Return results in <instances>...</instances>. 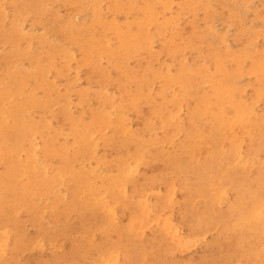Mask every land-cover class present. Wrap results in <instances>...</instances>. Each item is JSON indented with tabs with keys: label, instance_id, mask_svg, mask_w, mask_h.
Instances as JSON below:
<instances>
[{
	"label": "rangeland",
	"instance_id": "obj_1",
	"mask_svg": "<svg viewBox=\"0 0 264 264\" xmlns=\"http://www.w3.org/2000/svg\"><path fill=\"white\" fill-rule=\"evenodd\" d=\"M257 61L264 73V0H0V97L8 94L0 134L10 139L7 146L0 136V264H264V82ZM218 86L262 125L254 151L234 154L224 139V156L206 171L207 152L194 150L191 159L186 150L209 130L206 101ZM31 91L41 108L19 110L16 103ZM176 98V108L156 115ZM98 112L103 118H94ZM83 134L89 151L81 150ZM138 155L141 165L128 157ZM31 160L41 173L25 168ZM122 160L130 173L113 195ZM11 162L20 167L15 180ZM89 184L97 201L88 202ZM80 201L93 210L81 216ZM234 214L253 226L225 232Z\"/></svg>",
	"mask_w": 264,
	"mask_h": 264
},
{
	"label": "bare ground",
	"instance_id": "obj_2",
	"mask_svg": "<svg viewBox=\"0 0 264 264\" xmlns=\"http://www.w3.org/2000/svg\"><path fill=\"white\" fill-rule=\"evenodd\" d=\"M31 44V43H30ZM29 45V44H28ZM28 47H30V46H28ZM171 55V54H170ZM153 59V58H152ZM144 60H142V62H143ZM155 63V62H154ZM256 64H257V66H256V68H255V70L258 72V73H260V74H262V80H261V82H264V73H261V65H260V63L257 61L256 62ZM246 65V64H245ZM159 68V67H158ZM142 69V68H141ZM140 69V70H141ZM218 70L223 74V76L224 77H229L230 75L229 74H227L226 73V71L223 69V65H222V63H219L218 64ZM138 72H139V70H138ZM169 72V71H168ZM167 72V73H168ZM149 73H150V71H149ZM181 74H183V73H181ZM149 75V74H148ZM151 75V74H150ZM168 75V74H167ZM162 76V75H161ZM193 76V75H192ZM216 76V75H215ZM132 77V76H131ZM166 77V76H165ZM188 77V76H187ZM198 77V76H197ZM164 78V77H163ZM125 79V78H124ZM130 79V78H129ZM144 79H147V78H144ZM128 80V79H127ZM141 80H143V79H141ZM158 80V79H157ZM161 80V79H160ZM166 80V79H165ZM168 80V79H167ZM130 81V80H129ZM145 81V80H144ZM147 81V80H146ZM148 81H149V78H148ZM162 81V80H161ZM169 81V80H168ZM172 81V80H171ZM119 82V81H118ZM137 82V81H136ZM176 82V81H175ZM120 83V82H119ZM144 83H146V82H144ZM169 83V82H168ZM181 83V85L184 87V88H187L188 87V85H187V83L186 82H180ZM116 84H117V82H116ZM134 84V83H133ZM143 84V83H142ZM114 85V84H113ZM137 85V84H136ZM143 85H145V84H143ZM150 85V84H149ZM168 85H170V84H168ZM172 85V84H171ZM170 85V86H171ZM205 85H207V84H205ZM177 86V85H176ZM162 87V86H161ZM144 88V87H143ZM142 88V89H143ZM181 89V88H180ZM189 90V89H188ZM199 90V89H198ZM197 90V91H198ZM228 89L227 88H225L224 86H218V87H214L213 89H212V91H213V93H212V96L211 97H209L208 98V100L206 101V103L208 104L207 106L208 107H206V111H207V113L209 114V116L211 117V125H210V128H209V130L207 131V133H205L203 136H200V137H198V140L196 139L193 143V145H192V150L191 149H187L186 150V152H187V156L188 157H190L191 159H194V156L196 155L195 154V151L194 150H196L197 151V149H199L198 151H206L207 153H206V160H209V162H207V163H203L204 165H202V167H203V170H206V171H208L209 169H210V167H211V164H212V162L214 161L213 159H215V161L214 162H217L218 160H220L223 156H224V153H223V151H222V148H221V142H222V140H226V139H228V141H231V145H230V150H229V152H232V153H234V154H236V150L238 149V150H247V152H252V151H254L255 149H256V144H257V136H258V130L259 129H261V125H262V123H264V122H262V121H260L259 122V120L258 119H252V117H251V115L247 112V111H245L241 106H240V104L239 103H235V101L234 100H232L230 97H231V94L227 91ZM151 91H153V90H151ZM190 91V90H189ZM32 93H31V97L28 99V100H25V101H23V102H19V103H16V107L20 110L21 108H19V106H17V105H21V104H24V106H23V108H25V107H31V108H34V107H36V108H41V103H40V101L38 100V99H36L35 98V96H34V93H33V91H31ZM142 92H144V91H142ZM149 92V91H148ZM132 93V92H131ZM130 93V94H131ZM138 93H140V92H138ZM151 93V92H150ZM20 92L18 93V94H13V97H14V99L15 100H20V98H18L19 96H20ZM53 94V93H52ZM137 94V93H136ZM148 94V93H147ZM164 94V93H163ZM179 94H181V92L179 93ZM185 94V93H184ZM22 95V94H21ZM129 95V94H128ZM151 95V94H150ZM149 95V96H150ZM189 95H190V93H189ZM140 96V95H139ZM167 96V95H166ZM184 96V95H183ZM186 96V95H185ZM176 97V96H175ZM182 97V96H181ZM188 97V96H187ZM204 97V96H203ZM0 98H2V100H0V107H1V105L4 103H6V102H8L7 101V99H8V94H5V95H2ZM146 98H148V96L146 97ZM150 98V97H149ZM189 98V97H188ZM201 98V97H200ZM214 98V100H213V102H211L212 101V99ZM71 99V98H70ZM142 99V98H141ZM171 99H174V98H171ZM195 99V98H194ZM261 99V98H260ZM153 100V99H152ZM123 101V100H122ZM139 101V100H138ZM146 100H144V102H145ZM191 101H192V99H191ZM194 101V100H193ZM209 101V102H208ZM140 102V101H139ZM143 102V103H144ZM166 102V101H165ZM185 103H186V101H184ZM179 103H181V101L179 100V99H175L174 101H173V103H172V105H169L170 103H162L161 105H159L160 107L158 108V110L157 111H155L154 112V114H156V115H158V114H160L159 112H161L162 113V115H163V113L164 112H169L170 110H171V106L174 108V106H175V108H176V106H178L179 105ZM243 103V102H242ZM145 104H147V102L146 103H144V105ZM158 104V103H157ZM190 104V103H189ZM192 104V103H191ZM84 105V104H83ZM150 105V104H149ZM3 106V105H2ZM22 106V105H21ZM110 106V105H109ZM190 106V105H189ZM229 106V109H230V112H228V107ZM185 107H187V105L185 106ZM184 106L183 107H181V109L182 108H185ZM55 108V107H54ZM115 108H116V106H115ZM103 110V109H102ZM192 113L193 114H198V111H200L199 109H198V107L195 105V106H193L192 107ZM259 110V109H258ZM107 111V110H106ZM153 111V110H152ZM172 111V110H171ZM179 112H180V110H179ZM179 112H178V115H179ZM186 112H187V110H186ZM150 113H152V112H150ZM94 114V113H93ZM175 114V113H174ZM177 114V113H176ZM2 115H4V114H2ZM153 115V114H152ZM161 115V114H160ZM257 115V114H256ZM172 117H173V114L171 115ZM180 116V115H179ZM187 116H189V115H187ZM186 116V117H187ZM3 117V116H2ZM5 117V116H4ZM152 117V116H151ZM162 117V116H161ZM178 117V116H177ZM94 118H103V114L102 113H96L95 115H94ZM191 118V117H190ZM196 118V117H195ZM181 120V119H180ZM187 120V119H186ZM176 121V120H175ZM3 122H4V120H1L0 121V128L2 127L1 126V124H3ZM8 122V121H7ZM169 122V121H168ZM171 122V121H170ZM172 122H174L173 120H172ZM210 122V121H209ZM208 122V123H209ZM262 122V123H261ZM179 123V122H178ZM125 124V123H124ZM171 124V123H170ZM169 124V125H170ZM165 125V124H164ZM182 125V124H181ZM120 126H122V125H120ZM162 126H163V124H162ZM167 126V125H166ZM180 126V125H179ZM195 126V125H194ZM109 127V126H108ZM112 127V126H111ZM156 127V126H155ZM164 127V126H163ZM171 127V126H170ZM205 127V126H204ZM264 126H262V128H263ZM166 128V127H165ZM173 128V127H172ZM186 128V127H185ZM184 128V129H185ZM35 129V127L32 125V126H29L28 127V132L30 131H33ZM169 129V128H168ZM160 130H162V128L160 129ZM126 131V130H125ZM147 131V130H146ZM127 132V131H126ZM126 132H124V133H126ZM170 132V131H169ZM182 132V131H181ZM146 133V132H145ZM183 133V132H182ZM187 133V132H186ZM151 134V133H150ZM165 134H167V133H165ZM181 134V133H180ZM190 134H192V132H190ZM261 134V133H260ZM155 135H156V132H155ZM196 135V134H195ZM194 135V136H195ZM229 135V136H228ZM0 136L2 137V139H3V141L7 144V146L8 145H10V139H9V134H7V133H5L3 136L0 134ZM35 136V135H34ZM58 137V136H57ZM60 137V136H59ZM151 137V136H150ZM157 137H158V135H157ZM160 137H161V135H160ZM159 137V138H160ZM139 138V137H138ZM162 138V137H161ZM177 138H178V136H177ZM193 138H196V137H193ZM146 139V138H145ZM156 139V138H155ZM188 139H190V138H188ZM262 139V138H261ZM186 140V139H185ZM263 140V139H262ZM157 142V141H156ZM171 142V141H170ZM155 143V142H154ZM165 143V142H164ZM184 143V142H183ZM259 143V142H258ZM129 144V143H128ZM143 144V143H142ZM166 144V143H165ZM48 145H50V144H48ZM183 145V144H182ZM189 145V144H188ZM80 146H81V150H84V151H89L90 149H91V147H92V145L90 144V140H89V136L86 134H83V135H81V140H80ZM131 146V145H130ZM129 146V147H130ZM158 146V145H157ZM153 147H156V146H153ZM164 147V146H163ZM175 147V146H174ZM178 147V146H177ZM261 147V146H260ZM48 148V147H47ZM226 149H227V147H226ZM4 150H6V149H4ZM146 150V149H145ZM152 150V149H151ZM150 150V151H151ZM238 150H237V152H238ZM263 150V149H262ZM0 151H1V149H0ZM7 153H6V157L7 158H13L12 156H14V151H12V149H11V147H7ZM21 151V150H20ZM19 151V152H20ZM34 151V150H33ZM37 151V150H36ZM49 149L47 150L46 149V153L47 154H50L49 152ZM182 151V150H181ZM235 151V152H234ZM3 152V151H2ZM1 152V153H2ZM145 153V152H144ZM165 153V152H164ZM181 153V152H180ZM262 153V152H261ZM28 154H30V153H28ZM31 154H32V152H31ZM34 154V153H33ZM53 154H55V153H53ZM229 154V153H228ZM4 155V154H3ZM16 155H17V151H16ZM241 155V154H240ZM5 156V155H4ZM163 156V155H162ZM184 156V155H183ZM198 156V155H197ZM237 156V155H236ZM242 156V155H241ZM244 156V155H243ZM37 157H38V155H37ZM44 157V156H43ZM129 158H131L132 159V162L135 164V165H141V163H144L143 161H142V159H141V156L140 155H138V157H135L134 159H133V157L132 156H128ZM199 157V156H198ZM230 157V156H229ZM253 157V156H252ZM7 158H6V160H7ZM182 158V157H181ZM196 158V157H195ZM236 158V157H235ZM248 158V157H247ZM246 158V159H247ZM4 158H2L1 159V161L3 160ZM152 159V158H151ZM165 159V158H164ZM182 159H184V158H182ZM240 159V158H239ZM239 159H237V160H239ZM5 160V159H4ZM13 161H15L14 159H12ZM144 160V159H143ZM177 160V159H176ZM190 160V159H189ZM196 160V159H195ZM237 160L235 161V162H237ZM254 160V159H253ZM191 161H193V160H191ZM256 161V160H255ZM261 161V160H260ZM260 161H259V164H260ZM5 162V161H4ZM17 162V161H16ZM120 163H119V166H120V176L111 184V193L113 194V195H115L116 194V192L123 186V183H124V181H126V179H127V177H128V174L127 173H130V172H128V170H127V168L129 167V163L130 162H128V160H122V161H119ZM219 162V161H218ZM234 162V163H235ZM249 161H247V163H248ZM262 162V161H261ZM263 162H264V160H263ZM184 163V162H183ZM224 163V162H223ZM227 163V162H226ZM247 163H246V165H247ZM101 164V163H100ZM133 164V165H134ZM236 164V163H235ZM233 165V167H235V166H237L238 167V164H236V165ZM177 165V167L176 168H178L181 164H179V163H177L176 164ZM195 165V164H194ZM194 165H191V166H193V167H196V166H194ZM219 165V164H218ZM221 165V164H220ZM223 165V164H222ZM241 165V164H240ZM239 165V166H240ZM245 164H244V171H245V167H247ZM251 165H254L253 164V162L251 163ZM262 165V164H261ZM224 166V165H223ZM242 166H243V164H242ZM242 166H241V168H242ZM256 166V165H255ZM2 167V166H1ZM35 167V169H33ZM168 167V166H167ZM228 167V166H227ZM236 167V168H237ZM256 167H258V165L256 166ZM255 167V168H256ZM25 168H27L28 170H36V171H38L39 170V172L41 173V170H40V168L39 167H37V164L35 165V163L33 162V160H31L28 164H27V166L25 167ZM86 168V167H85ZM132 168V167H131ZM130 168V169H131ZM222 168V167H221ZM231 168H232V166H231ZM254 168V167H253ZM4 169V168H3ZM9 169V168H8ZM38 169V170H37ZM47 169V168H46ZM46 169H45V171H46ZM182 169L183 168H180L179 170H181L182 171ZM226 169H228V168H226ZM235 169V168H234ZM2 170V169H1ZM19 170H20V167H19V165H17L16 163H13V162H11L10 163V174H8V175H10V178L12 177V179H14L15 180V178H16V176L17 175H19L20 173H19ZM48 170V169H47ZM178 170V171H179ZM195 171H196V173L198 172H200L199 170H197V169H194ZM232 170V169H231ZM243 170V169H242ZM241 170V171H242ZM248 170V169H247ZM246 170V171H247ZM251 170V169H250ZM8 171V170H7ZM209 171H211V169L209 170ZM227 171V170H226ZM233 171V170H232ZM235 171V170H234ZM239 172V173H242V172ZM252 171V170H251ZM263 171V170H262ZM236 172H237V170H236ZM8 173V172H7ZM77 173H81V177L84 179V180H86L87 178L85 177V175L83 174V173H86V172H84V171H78ZM185 173V172H184ZM184 173H182V174H184ZM193 173V172H192ZM197 173V174H198ZM232 173V172H231ZM235 173V172H234ZM249 173V172H248ZM251 173V172H250ZM249 173V174H250ZM255 173V172H254ZM257 173V172H256ZM261 173V172H260ZM6 174V173H5ZM24 174V173H23ZM178 174V173H177ZM225 174V173H224ZM227 174V173H226ZM236 174V173H235ZM234 174V175H235ZM7 175V174H6ZM5 175V176H6ZM175 175V174H174ZM228 175V174H227ZM232 175V174H231ZM231 175L229 176V177H231ZM245 175V174H244ZM243 174H242V177L244 176ZM252 175V174H251ZM194 176V174L192 175V177ZM197 176V175H196ZM224 176V175H223ZM236 176V175H235ZM246 176H248L247 174H246ZM260 176V175H259ZM180 177H181V175H180ZM179 177V178H180ZM234 177V176H233ZM242 177H240V179L242 178ZM258 177V176H257ZM262 177H264L263 175H262ZM9 178V177H8ZM9 178V179H10ZM74 178H76V176H74ZM188 178V177H187ZM190 178V177H189ZM196 178V177H195ZM238 178V177H237ZM244 178H246V177H244ZM227 179V178H226ZM235 179V178H234ZM1 180V179H0ZM3 180V179H2ZM177 180V179H176ZM190 180V179H189ZM229 180V179H228ZM237 180V179H236ZM236 180H235V182H236ZM253 180V179H252ZM252 180L250 181V182H252ZM258 180V179H257ZM4 181V180H3ZM155 181V180H154ZM192 181V180H191ZM191 181H190V183H191ZM232 181V180H231ZM238 181V180H237ZM241 181H242V179H241ZM263 181V180H262ZM225 182H228V181H225ZM233 182V181H232ZM254 182L256 183V180L254 179ZM11 183V182H10ZM154 183V182H153ZM156 184H157V182H155ZM181 183V182H180ZM229 183H230V181H229ZM239 183V182H238ZM246 183H248V182H246ZM12 184V183H11ZM10 184V185H11ZM227 184V183H226ZM250 184V183H249ZM238 185V184H237ZM246 185V184H245ZM251 185V184H250ZM150 186V185H149ZM240 186V185H239ZM259 186V185H258ZM89 187H90V189H91V191H90V196H92L91 197V200H89L88 202H93V201H97L98 200V197H97V193H98V191H97V189L95 188V186H93L92 184H89ZM194 187V186H193ZM204 187V186H203ZM225 187H226V185H225ZM228 187V186H227ZM226 187V188H227ZM230 188L232 187L231 185L229 186ZM248 187H250V186H248ZM261 187H262V185H261ZM210 188V187H209ZM225 188V189H226ZM251 188V187H250ZM199 188L197 187V190H198ZM225 189H223V190H225ZM249 189V188H248ZM254 189H256V188H254ZM262 189V188H261ZM264 189V188H263ZM262 189V190H263ZM156 190V189H155ZM253 190V189H252ZM257 190H259V188L258 189H256V191ZM13 191V190H12ZM97 191V192H96ZM201 191V190H200ZM264 191V190H263ZM109 192V191H108ZM151 192V191H150ZM248 191H246V193H247ZM249 192H251L250 190H249ZM253 192V191H252ZM259 192V191H258ZM156 193V192H155ZM15 194L16 195H18L19 196V194H20V192H17V191H15ZM84 194V193H83ZM82 194V195H83ZM225 194H226V191H225ZM243 194H245V192H243L242 193V195H241V197L243 196ZM259 194H261V193H259ZM171 195V194H170ZM228 195V194H227ZM247 195V194H246ZM165 196V195H164ZM188 196H191L192 197V194H191V191H189V193H188ZM250 196V195H249ZM255 196V195H254ZM258 196V195H257ZM256 196V197H257ZM81 197V196H80ZM128 198V197H127ZM189 198V197H188ZM5 199V198H4ZM3 199V200H4ZM6 199H7V197H6ZM102 199V198H101ZM252 199V198H251ZM8 200V199H7ZM191 201L189 202V204H188V206H190L191 204H194V199H193V197H192V199H190ZM238 200V199H237ZM4 201H6V200H4ZM48 201V200H47ZM175 201V200H174ZM196 201V200H195ZM246 201V200H245ZM249 201V200H248ZM251 201V200H250ZM81 202V201H80ZM171 202V201H170ZM112 203V202H111ZM154 203V202H153ZM2 203H0V205H1ZM154 204H156V203H154ZM238 204V203H237ZM247 204H249V202L247 203ZM110 205V204H109ZM115 205V204H114ZM122 205H123V203H122ZM146 205H147V203H146ZM2 206V205H1ZM6 206V205H5ZM165 206V205H164ZM238 206V205H237ZM245 206V205H244ZM246 206H249V205H246ZM259 206V205H258ZM80 207H81V216L82 215H84V214H86V213H88V212H90V211H92L93 210V207L90 205V204H86V205H84L82 202L80 203ZM104 207V206H103ZM127 207V206H126ZM192 207V206H191ZM235 207V206H234ZM263 207V206H262ZM1 208V207H0ZM105 208V207H104ZM133 208V207H132ZM145 208H146V206H145ZM222 208V207H221ZM245 208V207H244ZM4 210H6V208H3ZM8 209V208H7ZM24 209V208H23ZM166 210V209H165ZM193 210V209H192ZM235 210H237V208H233L232 209V212L233 211H235ZM3 211V210H2ZM10 211V210H9ZM20 211H22V209L20 210ZM46 211V210H45ZM134 211V210H133ZM147 211V210H146ZM43 212H44V210H43ZM123 212V211H122ZM137 212V211H136ZM165 212V211H164ZM2 213H4V212H2ZM5 213H7V211L5 212ZM109 213V212H108ZM124 213V212H123ZM131 213H132V211H131ZM155 213V212H154ZM188 213V212H187ZM243 213L245 214V212H244V210H243ZM243 213H242V215H243ZM113 214V213H112ZM129 214H130V212H129ZM133 214V213H132ZM147 214V213H146ZM10 214H7V217L9 216ZM125 215V214H124ZM140 214H138V216H139ZM144 215V214H143ZM142 215V216H143ZM234 215H236V221L233 223H228V226L225 228L226 230H225V232L227 231V233L228 232H230V230H233V232H234V230L235 231H237V232H242L243 230H244V228H245V226H247V225H249V228H251V226H253V223H252V218H251V220L250 219H242V218H240L237 214H234ZM241 215V216H242ZM251 215V214H250ZM32 216V215H31ZM107 216V215H106ZM112 216V215H111ZM129 216V215H128ZM146 216V215H145ZM150 216V215H149ZM123 217V216H122ZM166 217V216H165ZM86 218V217H85ZM131 218H132V215H131ZM136 218V217H135ZM170 219V218H169ZM168 219V220H169ZM230 219V218H229ZM111 220H112V218H111ZM115 220V219H114ZM148 220V219H147ZM138 221V220H137ZM161 221V220H160ZM166 221V220H165ZM255 220H253V222H254ZM258 221L259 222H261V223H263V226H264V216H260V217H258ZM19 222V221H18ZM113 222V221H112ZM177 222V221H176ZM224 222V221H223ZM229 222V221H228ZM255 222H257V221H255ZM117 223V222H116ZM125 223V222H124ZM112 224V223H111ZM172 224V223H171ZM223 224V223H222ZM34 225V224H33ZM115 225V227H116V224H114ZM122 225V224H121ZM124 225V224H123ZM144 225V224H143ZM159 225V224H158ZM161 225V224H160ZM217 225H220V224H217ZM157 226V225H156ZM182 226H184V225H182ZM114 227V226H113ZM163 227V226H162ZM169 227V226H168ZM117 229H119L118 227H116ZM166 228V227H165ZM72 229V228H71ZM115 229V228H114ZM217 229V228H216ZM116 230V229H115ZM121 230V229H120ZM120 230H118V231H120ZM168 230V229H167ZM252 232H254V229L252 228V229H250ZM102 231V230H101ZM123 231H125V230H123ZM216 231V230H215ZM100 232V231H99ZM129 232V231H128ZM133 232V231H132ZM143 232V231H142ZM152 232V231H151ZM159 232V231H158ZM213 232V231H212ZM212 232H210V233H212ZM220 232V231H219ZM118 233H120V232H118ZM123 233H125V232H123ZM136 233V232H135ZM175 233V232H174ZM190 233V232H189ZM193 233V232H192ZM257 233V232H256ZM142 234V233H141ZM207 234V233H206ZM94 235V234H93ZM120 235V238L122 237L121 235H122V233L121 234H119ZM198 235V234H197ZM221 235V234H220ZM242 233H241V237H242ZM60 236V235H59ZM165 236V235H164ZM92 237V236H91ZM142 237V236H141ZM166 237V236H165ZM199 237H201V236H199ZM59 239V238H58ZM160 239H162V238H160ZM166 239V238H165ZM169 239H171V238H169ZM253 239V238H252ZM7 241V240H6ZM140 241V240H139ZM162 241V240H161ZM168 241V240H167ZM90 242V241H89ZM92 242V241H91ZM165 242V241H164ZM50 243V242H49ZM162 243V242H161ZM160 243V244H161ZM38 244V243H37ZM52 244V243H51ZM6 246H7V244H5ZM41 245V244H40ZM155 245V244H154ZM196 245V244H195ZM241 245V244H240ZM49 246H50V244H49ZM126 246V245H125ZM160 246V245H159ZM134 247V246H133ZM5 248V247H4ZM33 249H34V247H33ZM44 249V248H43ZM171 250V249H170ZM43 251V250H42ZM167 253V252H166ZM111 255H113V254H111ZM168 255V254H167ZM116 256V255H115ZM3 257V256H2ZM102 257V256H101ZM171 260V259H170ZM109 260L107 259V262H108ZM136 261V260H135ZM138 261V260H137ZM166 261V260H165ZM19 262V261H18ZM112 262V261H111ZM140 262V261H139ZM109 263V262H108ZM22 264V263H21ZM123 264V263H122Z\"/></svg>",
	"mask_w": 264,
	"mask_h": 264
}]
</instances>
